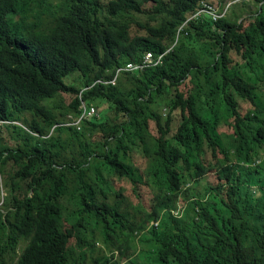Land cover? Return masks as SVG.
<instances>
[{"label":"trees","instance_id":"trees-1","mask_svg":"<svg viewBox=\"0 0 264 264\" xmlns=\"http://www.w3.org/2000/svg\"><path fill=\"white\" fill-rule=\"evenodd\" d=\"M228 1L0 0V120L23 144L0 147V264H85L70 247L100 244L92 264H264V0L178 34ZM146 53L162 64L104 84ZM81 102L97 116L64 127Z\"/></svg>","mask_w":264,"mask_h":264},{"label":"rangeland","instance_id":"rangeland-1","mask_svg":"<svg viewBox=\"0 0 264 264\" xmlns=\"http://www.w3.org/2000/svg\"><path fill=\"white\" fill-rule=\"evenodd\" d=\"M236 2L234 5H232L227 13H226V17L227 18H239V21L241 22L242 20H244L245 18H248L252 15H254V13L257 11V3L255 1H246L245 3H242L243 1L241 0H229L228 2H226V4L224 5H220L219 8H216L219 10V12H222L226 6L229 3H233ZM213 4L215 5V3L213 2ZM246 4V5H245ZM257 6V7H256ZM225 18V17H224ZM77 76L74 75L71 79L68 80V84L69 85H74L76 87H78L79 82H76ZM55 104L52 107L58 106L59 108H64L68 105L69 103V98L67 96H58L55 100ZM106 110H104L102 113H104ZM25 118H28V115H25ZM22 124V123H21ZM20 123H18V126L20 127L21 125ZM220 134L221 137L224 139V143L228 146H237L238 143H233L232 141L229 140H233V129L229 128V127H223L222 130H220ZM14 141H16L15 136L12 135V130L8 127V128H3L0 131V147H6L9 149H13L16 148L17 146H23V144H17ZM262 155L264 156V151L262 153ZM262 161L264 162V157L262 158ZM259 164V163H258ZM211 177H208L207 180H209ZM88 179V183L91 184L92 180H93V176L90 174L87 177ZM1 184L3 183L4 178H1ZM205 182V181H203ZM204 185V184H203ZM203 187L200 188V190H202ZM119 193L122 194L121 198L119 200H114V202L117 204L121 201V207H120V211L121 213H128L131 215L132 219H136V220H141L143 218V215L145 213V205L144 204H139L137 203V201L133 198L132 194L130 193V190L128 187H121V189H119ZM189 191V190H188ZM187 192L184 193V195L182 196V199L180 202H178V207L179 209L182 208V205L184 204V200L187 201V199L185 198V196L187 195ZM190 194V192H189ZM0 196L4 197L5 196V192L0 189ZM151 196L147 195V197L145 198V202H146V206L150 208L151 206ZM1 205V204H0ZM124 206V207H122ZM58 222H59V227L63 230V228L66 227V224L64 223L63 219L61 217L57 218ZM155 226H158V224H155ZM25 244H22L20 246V249H23L25 247ZM103 244H100L97 246V250L94 253H91L90 251H79L76 250V245H73L70 247L71 250V254L74 253L73 255V261H77V259L82 256L85 259V264H92L91 259L92 258H97L100 257L101 255L108 253V255H110L111 253L109 252V250H104L103 248ZM102 251V252H101ZM131 253V251L128 252V254ZM115 256L117 259H115L113 261L115 263L118 264H129V262L127 261L126 256L123 258L120 256L119 252H115ZM120 260V261H119ZM141 263L142 260L140 259Z\"/></svg>","mask_w":264,"mask_h":264},{"label":"built area","instance_id":"built-area-1","mask_svg":"<svg viewBox=\"0 0 264 264\" xmlns=\"http://www.w3.org/2000/svg\"><path fill=\"white\" fill-rule=\"evenodd\" d=\"M241 1H247V0H241ZM251 1V0H248ZM236 2L233 3H229L226 8L222 11L219 12L217 9H214L213 7L207 5V4H202L200 9L198 10V12L190 17L183 25L182 27L178 30V34L179 32L185 28V26L187 25L188 22H190L191 20L197 19L202 15H207L212 22L216 23L217 21L221 20L222 18L225 17L228 9L234 5ZM177 34V37H178ZM164 55H160L155 57L153 54L151 53H146L143 60L141 61L140 64L134 65V64H126L125 66L119 68L116 73H115V77L112 79L111 82L108 83H104L106 85H112L114 86L116 83L117 78L123 74V73H138V72H143L144 70L148 69V68H155L158 67L162 64V59ZM100 83V82H98ZM84 91V90H83ZM82 93V92H81ZM80 110V114L77 118L73 119V118H68V122H66L63 126L64 127H72L75 128L77 131L81 130V126L85 121H89L92 118L97 116L96 110L95 108L91 107V106H86L83 102H81V106L79 108ZM19 127L18 123H12L11 121H5V120H0V131L3 128L6 127ZM20 127L22 128V126L20 125Z\"/></svg>","mask_w":264,"mask_h":264},{"label":"bare ground","instance_id":"bare-ground-1","mask_svg":"<svg viewBox=\"0 0 264 264\" xmlns=\"http://www.w3.org/2000/svg\"><path fill=\"white\" fill-rule=\"evenodd\" d=\"M27 185V184H26ZM121 203V202H120ZM112 205V204H111ZM122 207H124V206H122ZM120 211V210H119ZM56 213V212H55ZM54 213V214H55ZM120 215V214H119ZM195 216V215H194ZM51 218V217H50ZM126 220V219H125ZM25 222V221H24ZM39 223V222H38ZM37 223V224H38ZM24 224V223H23ZM35 225V224H34ZM206 228H208V227H206ZM215 228H217V227H215ZM55 229V228H54ZM117 229V228H116ZM126 232V231H125ZM102 234V233H101ZM111 235V234H110ZM137 237V236H136ZM112 238V237H111ZM256 239V238H255ZM67 242V241H66ZM134 244V243H133ZM189 244V243H188ZM203 245V244H202ZM189 246V245H188ZM214 246V245H213ZM207 248V247H206ZM261 248V247H260ZM41 250V249H40ZM203 250H204V248H203ZM212 251V250H211ZM41 254V253H40ZM58 254V253H57ZM52 257V256H51ZM64 259V258H63ZM189 259V258H188ZM190 261V260H189ZM51 262V261H50ZM199 263V262H198ZM249 264V263H248Z\"/></svg>","mask_w":264,"mask_h":264},{"label":"clouds","instance_id":"clouds-1","mask_svg":"<svg viewBox=\"0 0 264 264\" xmlns=\"http://www.w3.org/2000/svg\"><path fill=\"white\" fill-rule=\"evenodd\" d=\"M1 203H2V202H1ZM1 203H0V204H1ZM0 207H1V205H0Z\"/></svg>","mask_w":264,"mask_h":264}]
</instances>
